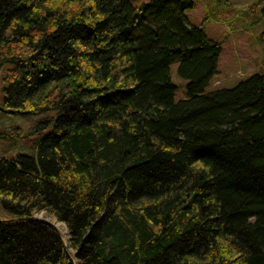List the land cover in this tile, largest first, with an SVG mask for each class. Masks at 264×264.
I'll return each instance as SVG.
<instances>
[{
  "label": "trees",
  "instance_id": "trees-1",
  "mask_svg": "<svg viewBox=\"0 0 264 264\" xmlns=\"http://www.w3.org/2000/svg\"><path fill=\"white\" fill-rule=\"evenodd\" d=\"M193 6L0 0V111L48 132L0 158V264H264V73L207 92Z\"/></svg>",
  "mask_w": 264,
  "mask_h": 264
},
{
  "label": "rangeland",
  "instance_id": "rangeland-1",
  "mask_svg": "<svg viewBox=\"0 0 264 264\" xmlns=\"http://www.w3.org/2000/svg\"><path fill=\"white\" fill-rule=\"evenodd\" d=\"M151 1L132 0L136 7ZM262 3L259 0H194V6L187 9L186 16L190 24L203 27L208 38L222 45L218 73L212 79L207 92L234 88L251 75L264 73ZM10 68V64H5L0 69V101H3V90L7 85L4 78ZM171 70L173 83L177 86L176 100L186 99V81L178 75V63H173ZM39 118L0 111V133L11 132L15 127L21 130L18 138L0 139V158H11L20 153L36 155L39 143L48 133L31 134L32 127ZM51 129L52 127L49 131ZM38 217L51 222L66 238L67 232L62 223H57L51 217Z\"/></svg>",
  "mask_w": 264,
  "mask_h": 264
},
{
  "label": "water",
  "instance_id": "water-1",
  "mask_svg": "<svg viewBox=\"0 0 264 264\" xmlns=\"http://www.w3.org/2000/svg\"><path fill=\"white\" fill-rule=\"evenodd\" d=\"M46 222H48L49 224H51L52 226H54L51 222H49V221H47V220H46ZM54 227H56V226H54ZM56 228H57V227H56Z\"/></svg>",
  "mask_w": 264,
  "mask_h": 264
}]
</instances>
